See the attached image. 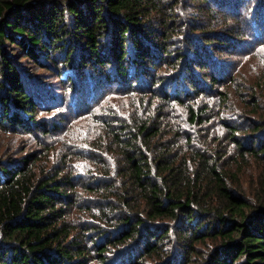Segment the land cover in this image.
Returning a JSON list of instances; mask_svg holds the SVG:
<instances>
[{
	"label": "trees",
	"instance_id": "trees-1",
	"mask_svg": "<svg viewBox=\"0 0 264 264\" xmlns=\"http://www.w3.org/2000/svg\"><path fill=\"white\" fill-rule=\"evenodd\" d=\"M263 36L264 0H0V131L37 142L0 152V264H264ZM97 90L126 111L60 141Z\"/></svg>",
	"mask_w": 264,
	"mask_h": 264
},
{
	"label": "rangeland",
	"instance_id": "rangeland-1",
	"mask_svg": "<svg viewBox=\"0 0 264 264\" xmlns=\"http://www.w3.org/2000/svg\"><path fill=\"white\" fill-rule=\"evenodd\" d=\"M192 7H194V10L196 11V13L202 14L200 18L202 21L206 22L208 17H207V14L205 12V10L207 11L205 4H203V3L199 4L197 2V4L195 6H192ZM189 9H190V11H192L193 8L189 7ZM241 11H244V10H241ZM210 13L212 14L213 21L212 20H208V21H212V26H216L217 28H219L217 26V24L220 23V21H221V19H223V17H226V14H225V16H223L222 12L219 11V7H217V6L212 7L211 11H208L209 16H210ZM244 13H246V12L244 11L241 14H244ZM205 16L207 17L206 19H205ZM240 25H241V23H240ZM257 29H258L257 23L250 21V22H248V25L244 26V31H245L244 34L250 33V36H253L255 34V32L257 31ZM258 43H261V44L256 46L255 48H254V46H252L246 52L241 53L240 55H242V58L240 57L239 61H238V62H240L239 63L240 75L241 76L243 74L247 75L251 82H253L254 79L259 76V74L262 72L261 68L264 65V36H263V38H261V40H257V38H255L254 45H257ZM247 53H249V54H247ZM239 80H240V78L237 79L235 81V83L239 82ZM234 89H236V86H234L232 83V85L230 86V90H234ZM121 97H122V95H119L115 92H112V93H108L107 96L104 98V97H102L101 92H99L97 90L94 99L89 100V105L83 107V111L85 112V116H80L79 118L75 119L72 122V124L70 122L68 124V127H69L68 130L63 135L60 136V141H68L70 139V137H68L70 133H73L76 131H79V133H81L82 132L81 128H82V125L84 123H87V122L91 121L92 118L98 117L102 113H105V111L108 107L115 109L117 112H119V109L126 111L127 106L122 107L120 105V104H122L120 102V100L124 98V97H122V98ZM94 101H97V102L93 105ZM54 112H55V110H54ZM42 117H44L43 113H42ZM85 119H87V120H85ZM214 121H216V120L213 119L211 122H214ZM211 132L215 133L214 131H211ZM46 140L49 141L50 138H46ZM55 141H58V139H56ZM36 143L37 142L34 138L28 137L26 134H17V135L11 136L9 134V132L0 131V152H2V150L5 147H7L5 149V152H8L9 150H12L14 147L20 146L16 150V151H18V150H21L23 148V145H25V144H26V148H33ZM55 144L58 145V143H55ZM50 157L52 159L57 158V156L52 155V153H51ZM259 171L260 170L256 169L254 164H252V163L245 166V168L242 171H238V175H237L236 180L241 181L242 187L244 188L245 193L250 198H252V196L254 195L253 194L254 188H253L252 179H255L258 177ZM212 243L213 242L210 240H207V242H205V243H201V242L197 243L196 247H197V249H199V251L193 255V259L196 256H199L200 253L205 251L204 249L207 248V244L209 245ZM173 250H175V248L172 245L170 247V249L167 250V253L172 254ZM193 261L189 264H195V262H193ZM147 262L149 264H159L158 261H154L153 259H149V258L147 259Z\"/></svg>",
	"mask_w": 264,
	"mask_h": 264
}]
</instances>
